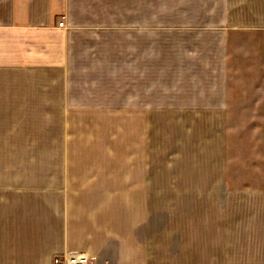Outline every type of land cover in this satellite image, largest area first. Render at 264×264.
<instances>
[{
	"label": "crops",
	"instance_id": "0c3cea01",
	"mask_svg": "<svg viewBox=\"0 0 264 264\" xmlns=\"http://www.w3.org/2000/svg\"><path fill=\"white\" fill-rule=\"evenodd\" d=\"M245 33L264 34V0H0V114L135 118L113 157L0 154V264H264V187L225 183ZM247 66L255 82L264 57Z\"/></svg>",
	"mask_w": 264,
	"mask_h": 264
},
{
	"label": "rangeland",
	"instance_id": "374dc122",
	"mask_svg": "<svg viewBox=\"0 0 264 264\" xmlns=\"http://www.w3.org/2000/svg\"><path fill=\"white\" fill-rule=\"evenodd\" d=\"M233 41H242L244 44L233 53L238 71L233 72L235 74L231 83V104L224 118L228 138V171L225 183L227 188L247 187L249 184L264 187V71L261 69L259 79L255 82L247 81V78L252 77L247 75L251 69L247 66L248 53H255V57H264V34H239ZM240 57L243 62H239ZM246 92L251 98H247ZM256 100L261 101L258 107L252 106ZM47 109L54 108L48 106ZM0 118L5 125L14 126L9 134L14 145L4 147L0 143V154L12 153L31 159H38L39 155L49 156L57 153L118 155L122 153L119 148L122 145L120 141L125 139L124 134L128 133L126 138L133 137L135 122L133 114L120 113L0 114ZM131 146L133 145H122L121 148L129 149ZM8 163L14 166L11 168L14 171L28 164L17 160ZM29 164L33 167L46 165V169L53 165L49 161H32ZM115 173L117 174L116 171ZM164 215L158 213L152 216L149 225ZM174 247L177 250V237Z\"/></svg>",
	"mask_w": 264,
	"mask_h": 264
},
{
	"label": "built area",
	"instance_id": "2783aa9c",
	"mask_svg": "<svg viewBox=\"0 0 264 264\" xmlns=\"http://www.w3.org/2000/svg\"><path fill=\"white\" fill-rule=\"evenodd\" d=\"M60 27H65V19L59 22ZM96 258L83 252H69L57 256L55 264H96Z\"/></svg>",
	"mask_w": 264,
	"mask_h": 264
}]
</instances>
